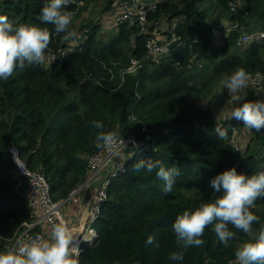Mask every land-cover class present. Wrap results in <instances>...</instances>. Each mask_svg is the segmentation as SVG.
Wrapping results in <instances>:
<instances>
[{"label":"trees","instance_id":"16d2710c","mask_svg":"<svg viewBox=\"0 0 264 264\" xmlns=\"http://www.w3.org/2000/svg\"><path fill=\"white\" fill-rule=\"evenodd\" d=\"M94 1L72 0L68 5L73 14L70 29L76 33L70 37L56 34L51 24L39 20L45 0H0V14L10 21L50 32L44 64L16 69L0 81V251H8L24 222L32 219L25 196L28 178L10 148L19 150L28 169L47 176L59 202L86 180L88 158L98 148L96 130L89 122L102 120L105 131L133 135L139 145L124 157L126 170L112 179L95 223L97 241L84 246L80 264H172L168 256L173 251L184 253L178 264H236L235 249L250 239L243 233L237 231L225 248L208 227L203 246L182 249L171 225L184 210L216 198L209 185L215 175L232 167L250 175L264 164V129L253 130L246 142L240 135L244 131L234 124L237 119H220L215 110L196 105L198 100L215 99L217 86L237 68L264 74V41L239 44L249 31L264 30V0H212L210 6L207 0H161L148 15L152 29L139 21H118L115 0H103L102 14L94 18L90 13ZM231 2L238 7L232 9ZM211 7L218 12L214 25ZM111 12L117 31L103 42L99 37L103 15ZM83 13L75 28L74 20ZM222 18L239 29L225 34L215 48ZM154 32L166 40L172 33L178 37L159 59L147 54ZM49 55L56 59L48 60ZM135 61L141 65L133 73ZM254 97L252 91L247 99ZM216 126L227 130L226 139L217 138ZM232 136L239 150L232 146ZM141 159L179 169L171 193L162 192L163 182L155 172H133L132 165ZM251 211L264 224V199H258ZM259 227L253 225L257 232ZM148 235L159 242L158 249L145 246Z\"/></svg>","mask_w":264,"mask_h":264},{"label":"clouds","instance_id":"9594fccd","mask_svg":"<svg viewBox=\"0 0 264 264\" xmlns=\"http://www.w3.org/2000/svg\"><path fill=\"white\" fill-rule=\"evenodd\" d=\"M71 2L45 0L39 20L51 24L56 34L65 33L75 37L76 33L70 29L73 14L67 10ZM234 24L230 25L231 30L235 29ZM256 30L259 29L251 31ZM229 32H223L224 37ZM49 44L48 28L10 21L6 15L0 14V81L9 79L16 69L44 64ZM250 79L246 69L237 68L221 81L220 86L222 90H228L233 104L230 118L243 121L245 128L260 133L264 129V99L251 101L241 95V90L248 87ZM89 125L96 130L94 139L97 147L107 149L111 156H118L114 147L117 138L113 132L104 130V122L92 120ZM214 131L218 139L223 140L228 136L227 130L220 126H216ZM138 145L136 143L134 146ZM132 170L135 173L155 172L156 177L163 182L162 192L165 195L173 191L176 178L180 175L178 168L166 167L161 161L151 159L135 162ZM209 185L213 193L218 194L216 198L184 210L172 223L177 247L187 249L203 246L205 229L210 227L220 244L227 248L239 231L250 239L235 249L236 264H264V224L251 211L258 199H264V164L250 175L238 173L235 167L226 169L211 178ZM254 224L260 225L258 232L253 228ZM75 241L76 237L61 220L52 225L48 240L34 237L26 242H18L11 250L0 251V264H78L75 257L79 254V247ZM144 244L157 249L160 247L153 235H148ZM183 259L182 251H173L168 256L172 264H178Z\"/></svg>","mask_w":264,"mask_h":264},{"label":"built area","instance_id":"2783aa9c","mask_svg":"<svg viewBox=\"0 0 264 264\" xmlns=\"http://www.w3.org/2000/svg\"><path fill=\"white\" fill-rule=\"evenodd\" d=\"M161 0H115L113 8H118L117 14L118 21H139L143 27H153L148 22V15L157 10ZM232 9L238 7V4L231 2ZM154 25H158V21L153 22ZM238 24H234L233 28H237ZM166 41L161 43L160 41ZM178 37L175 33H172V38L166 40L161 36H156L155 32L153 36L149 38L147 43V54L153 59H159L168 54L170 45L177 42ZM264 41V30L259 29L256 31L248 32L243 35L239 44L245 46L253 42ZM72 50V49H71ZM51 60L56 59V56L50 55ZM250 83L245 90L255 91L260 93L264 90V74L260 72L249 73ZM117 140L114 147L118 151V156H111L107 149L97 148L88 158L89 173L86 180L77 188H75L70 194V198L75 197L79 200V195L82 192H88L91 185L98 183L99 187H96L94 196H91L90 200L86 203H82L81 208L84 219L80 233L76 239L78 243L79 254L75 257L78 264H80V255L86 244H92V241L98 236V230L95 223L100 218L104 203L107 201L109 194L108 188L111 185L112 179L121 171H125V153L127 149L133 145H136L133 135L122 136L115 135ZM232 146L239 150L238 145L232 140L230 141ZM10 153L14 161L20 167L21 173L28 178V188L25 192L29 207L32 211V219L24 222V226L18 234L11 240L8 250L17 246L18 242H26L31 238L38 237L41 240H46L45 234L39 231L41 228L48 226L51 230L52 225L59 221H63L61 214V207L59 202L54 200L51 192V183L47 176L42 172H37L28 169L19 156V150L16 147L10 148ZM46 224V225H45Z\"/></svg>","mask_w":264,"mask_h":264},{"label":"rangeland","instance_id":"374dc122","mask_svg":"<svg viewBox=\"0 0 264 264\" xmlns=\"http://www.w3.org/2000/svg\"><path fill=\"white\" fill-rule=\"evenodd\" d=\"M104 2L105 1H103V0H95L93 3H91L92 7H91L90 13L92 14V16L94 18L101 16L102 8H103V5L105 4ZM212 2H213L212 0H207L206 5L210 6V4ZM115 9L117 10L118 8H115ZM210 13H211L210 21L214 25L216 22H218V14H217L218 12H217L216 8L211 7ZM83 15H84V13L78 19L74 20L75 28H78L80 26V21L83 18ZM113 19L116 20L114 15H113V12H111V14L108 17H107V15L106 16L103 15L102 21H103L104 30L100 29V31H99V37L102 38L103 42H106L111 37V35L115 34L117 31V27L111 25L113 23L112 22ZM227 23H229V20L222 18V22L217 28V33H220V34H218L217 36L214 37L213 47L217 48L218 46L222 45V43H223V39H222L223 31L226 33V32H229L231 30V26H226ZM255 29H257V28H255ZM255 29H253V30H255ZM215 30H216V28H215ZM80 38L83 39V37H80ZM160 42L165 43V41H160ZM47 59L51 60L50 55L47 56ZM140 65H141L140 61L133 62L132 66L130 67V72H133V73L136 72L137 69L140 67ZM220 85H221V82L217 86L218 87L217 88L218 96L215 99H213L209 103H205L206 100H198L196 102V105L201 106L203 104L205 107H209L211 110H215L214 114L218 118L225 120L226 118H230V111L233 107V104L231 103L228 90L227 89L222 90ZM250 91L251 90H249V89L248 90L242 89L241 95H246V97H247L251 94L252 91L251 92ZM257 99H264V90L260 93L255 92L254 100H257ZM234 124H235L236 129L238 131H240L241 129L244 131V132L240 133V135L242 136L241 139L246 141V142L249 141L251 134H252L251 132H253V130H249V129L245 128L244 125L240 122V120H236ZM235 132H237V131H235ZM244 144H246V143H244ZM131 150H132L131 147L128 148L125 155L130 156L131 154H133V153H131L132 152ZM95 184L96 183L91 185V188L94 187ZM83 210L85 212V209H83Z\"/></svg>","mask_w":264,"mask_h":264},{"label":"crops","instance_id":"0c3cea01","mask_svg":"<svg viewBox=\"0 0 264 264\" xmlns=\"http://www.w3.org/2000/svg\"><path fill=\"white\" fill-rule=\"evenodd\" d=\"M230 25H231L230 22L226 24V26H230ZM218 34L220 33L216 32L214 37L217 36ZM222 35L224 37V33H222ZM223 37L222 39H224ZM81 184L82 183L78 184L77 187H79ZM96 186L97 185L95 184L94 187L92 188L90 187L88 192H82L79 195V200L76 199L75 197L70 198V195H69L67 198L59 201V204L61 207L60 211L63 216V221L68 226V228L71 230V232L76 237V239L80 233L82 222L84 219V216L82 213L83 209L81 208L82 203L88 202L91 196H94L95 191H96ZM39 231L45 234L46 240L49 239L51 230L48 226L41 228Z\"/></svg>","mask_w":264,"mask_h":264},{"label":"water","instance_id":"95a60500","mask_svg":"<svg viewBox=\"0 0 264 264\" xmlns=\"http://www.w3.org/2000/svg\"><path fill=\"white\" fill-rule=\"evenodd\" d=\"M97 238H98V237H96V238L92 241V244H94V243L97 241Z\"/></svg>","mask_w":264,"mask_h":264}]
</instances>
